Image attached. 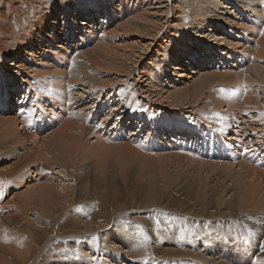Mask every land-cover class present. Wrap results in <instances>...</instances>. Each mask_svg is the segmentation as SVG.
Returning a JSON list of instances; mask_svg holds the SVG:
<instances>
[{"label":"rangeland","instance_id":"rangeland-1","mask_svg":"<svg viewBox=\"0 0 264 264\" xmlns=\"http://www.w3.org/2000/svg\"><path fill=\"white\" fill-rule=\"evenodd\" d=\"M87 3L90 7L96 5L97 9L85 8V12L81 13L79 19L83 23L91 24L87 28L84 27L95 30L94 34L86 35L79 30L74 32L63 30L64 6L73 12L69 14L72 15L75 13L73 10L76 6L80 7ZM105 8L111 11L112 16L109 21L100 23L98 17L100 13L103 14L106 11ZM80 9L83 10V8ZM162 11L163 14H161ZM261 14L264 21V0H2L0 3V68H4L7 61L12 62L14 59L24 61L25 65L23 68L17 67V64L6 66L7 70H4L6 87L11 94L9 95L8 92L9 102L5 107L1 104L3 95L0 96V115L5 117L1 126L9 125L8 120L16 117L14 129L24 135L29 133L31 124L35 125L39 119L48 124L46 129L42 130L44 133L39 136L40 140L56 131L65 132L67 125L63 123V119L67 116H63V113L58 115L59 119L55 122L49 121L52 116L49 110L53 109L51 105H48L49 100L54 93L60 92L57 84L61 82L64 86L62 95L66 104L59 105L55 100L53 101L55 109L57 112L62 110L71 114L74 122L79 119L87 121L89 131L86 130L84 134L83 143L86 144L81 143L75 153H68L67 159L76 155L78 161V168L70 167L69 173L62 171L61 167L52 171L50 165L53 162L55 163L53 167L60 165L55 159L46 161L42 157L33 162L35 166L39 162L46 164L48 162L40 170L49 172L55 189L66 193L67 207L57 214L54 213L58 211V208L50 214L49 208L37 205L41 200L37 194L42 189L37 185L43 182L44 177H41L39 181L38 179L30 181L31 187L27 188L29 184L27 182L13 186L17 182V177L13 178L8 172L4 174L5 176L0 175V245H5L10 252L17 250L16 254L7 255L8 261L5 263L0 261V264H123L122 261L126 264H264V234L262 233L264 223L260 221L264 219V192H257L256 183L259 181L253 183L254 179L251 176L248 177L245 174L244 179L248 183L251 177L250 180L256 188L253 186L251 188L249 184L247 186L246 182L237 177L234 178L235 175H239L235 173H243L238 165L241 161H246L247 164L251 162L264 165V157L262 160L259 157L263 151L256 152L258 145L255 143L257 137L264 148V127L260 126L264 119L258 122L257 119L239 118L242 134L246 133L245 137L241 138L244 147L241 155L238 153L239 149L237 150V159L233 160V168L231 166L229 171L212 166V163L226 164L223 163L224 157L217 158L216 154L213 156L206 147L195 146L199 138L203 140L205 137L209 138L211 133L222 134L228 143L240 140L237 133L232 134L233 128L225 129L226 127L221 123L235 121L237 118L235 117L237 113L230 109L236 102L240 104L236 97L241 90L240 80L242 81L240 84L249 85V90L243 92V94L247 92V100L256 102L260 100L264 108V85L257 80L258 73L262 72L259 69L264 68V56L260 52L264 44V22H258ZM38 17L45 25L38 20ZM48 17L57 20L58 27L55 33L51 29L50 22L46 21ZM73 18L76 19V16ZM36 21L40 26L34 38L26 41L28 37L31 38V26ZM132 24L134 25L131 26ZM17 33L22 34L23 39L19 40ZM45 41L51 48L49 52L36 47L39 42ZM18 42L20 46L17 45ZM29 43H32L31 46ZM21 46V50L17 51ZM25 47L31 48L33 59H28V55H25L23 51ZM222 50L229 52L230 57L226 58L221 54ZM209 51H212L211 59L215 58L214 64L208 61V65L211 64L212 68L206 67L195 76L190 73L191 70L187 71L193 76V78L190 77L191 79L179 77L176 69L168 68L167 63L171 59L176 60L175 64L182 65L179 60L191 59V53L195 57L190 62L196 60L200 67L205 66L203 64L207 63ZM42 53L45 54L42 55ZM93 53L102 54L103 57L99 56L98 61L97 58L94 60ZM181 53H185L184 58L179 59ZM236 54L245 58L239 60L235 58ZM233 63L235 64L230 65ZM121 67L122 70H120ZM168 69L172 72H167ZM194 69L198 70V66ZM160 70L165 75L161 72L156 78ZM230 76L234 78L230 80ZM108 79L109 81L113 79V83L107 82ZM171 83L175 85L169 87ZM191 87L203 93L195 97L192 94L193 91H190L189 99L184 104L179 106L172 104L171 96L176 94L175 91ZM25 89L28 91L27 96ZM35 91L40 97L38 104ZM24 93L23 107L25 109L20 113L16 103L20 95L23 97ZM226 96H229L227 105L222 103V99ZM250 96L255 98L249 99ZM251 110L254 115L255 107ZM44 111H47L48 115L44 114ZM215 112L222 113V117L217 118L218 114ZM29 114H33L32 119L23 122L22 119ZM132 117H137L139 122L133 124ZM142 117H144L143 126L140 122ZM70 118L71 116L68 115V119ZM156 121L160 125L167 123L174 126V123H177L191 127V133H189L190 128L188 133L195 139V143L190 137L181 138L184 141L183 145L190 152L171 150L172 145L154 144L156 138L163 135V131L156 127L160 126L155 123ZM153 125H156L155 128ZM253 127L257 130L255 135L251 131ZM223 129L226 131H222ZM1 133L0 141L4 147L0 148V171H5L11 161L8 162L10 158L3 157L2 153L9 147L10 142L7 144L6 140L11 139L12 135L7 136ZM102 141L109 146L114 145L110 150L111 158L109 159L112 161L108 160L113 163L111 166L107 164L108 162L99 166L98 159L94 156L93 147H101L102 144L99 143ZM60 142L62 143L61 140ZM22 146L17 144V152L23 158L26 148ZM26 146L31 148L30 152H33L37 147L36 141L30 138ZM232 146L236 148L235 145ZM124 151H128L129 154H125ZM155 157L156 160L153 159ZM165 157L172 161L167 172L154 170L155 173H153L135 160L138 158L158 162ZM33 163L28 164L30 169L27 168V172H31ZM206 164L209 165L206 166ZM192 166H195L193 170ZM85 167L88 169V176L82 177ZM227 172L230 174L227 175ZM151 175L156 177L159 189L171 193L173 200L163 199L164 196L160 194L156 200L149 202L151 199L147 192L153 189L150 183L145 193L135 188V185L138 187L139 183H143L140 182L141 179H148L150 182ZM18 176L22 174L19 173ZM233 181L236 183L232 184ZM163 183L169 187H164ZM215 187H218V190ZM23 207L26 210H23ZM76 211L80 213L77 214ZM131 211L132 217L137 218L136 222H131L129 219ZM9 217L12 219L9 220ZM29 219L37 227L33 235L26 229V220ZM74 220H81L82 226H76V222L79 223V221ZM114 221L119 224V229L116 228ZM157 221L160 222L157 223ZM84 222L92 223L94 236L89 230L85 231ZM102 222L106 226H99ZM214 224H217V228ZM214 226L216 229H213ZM41 227H45L47 231L40 229ZM133 228L135 231H130ZM197 229L200 230L197 231ZM121 231L122 233L130 232V235L115 241L112 237L118 236V232ZM108 232L111 235H108ZM148 232H152V235ZM145 234L149 239H145ZM231 238L234 240L233 243ZM162 239L165 241L169 239L168 243ZM112 241L113 243L122 242L119 244V249L111 247ZM100 242L103 244H99ZM90 243H94L95 247L103 245L102 250L108 251L110 255L99 252L101 248L96 247L98 250L90 248ZM22 251L29 253L26 258L20 256ZM116 251L118 252L115 253ZM122 251L126 256H123Z\"/></svg>","mask_w":264,"mask_h":264},{"label":"bare ground","instance_id":"bare-ground-1","mask_svg":"<svg viewBox=\"0 0 264 264\" xmlns=\"http://www.w3.org/2000/svg\"><path fill=\"white\" fill-rule=\"evenodd\" d=\"M78 1V0H77ZM2 2V0H0V3ZM244 2V1H243ZM74 4V3H73ZM75 5V4H74ZM106 7V6H105ZM205 7V6H204ZM246 7V6H245ZM80 8H83V10H81ZM85 8H88V9H91V8H96L97 9V6L96 5H93L92 7H90L89 5H88V3H87V5H81L80 7L79 6H76L75 7V9L73 10V11H75V13L74 14H72V15H69V14H71V10H68L65 6H64V11H63V13H64V15H63V17L65 16V20H64V28H63V30L64 29H66V31H75V30H79V31H82V33H84V34H86V35H88V33H90V34H94V32H95V30H90V29H86L87 28V26H89V25H91V24H88L87 22H84L83 23V21H80V19H79V16H81V13L82 12H85ZM106 9V8H105ZM197 9V8H196ZM200 9V8H199ZM192 10V9H191ZM92 11V10H91ZM147 11V10H146ZM156 11V10H155ZM184 12V11H183ZM73 13V12H72ZM164 12L162 11L161 12V14H163ZM89 14V13H88ZM184 14V13H183ZM73 16H76V19L75 18H73ZM99 16L100 17H98V18H100V23H105L106 21H109L110 20V18H111V16H112V14H111V11L110 10H108V8L106 9V11L102 14V13H100L99 14ZM162 16V15H161ZM181 17V16H180ZM1 18V17H0ZM133 18V17H132ZM192 19H193V17H192ZM5 20V19H4ZM38 20L40 21V22H42V20L40 19V17H38ZM63 20V19H62ZM46 21H48V22H50L49 24H50V26H51V29L53 30V33H55L56 32V30H57V25H56V21L57 20H54V19H52L51 17H48V18H46ZM194 21V20H193ZM258 22H264L263 21V15L261 14V15H259V19H258ZM43 24H44V22H42ZM241 24V23H240ZM45 25V24H44ZM58 25H59V22H58ZM134 24H132L131 26H133ZM40 25H39V23L36 21V23H34L31 27H32V30H31V33H30V35H31V38H29L28 37V39H26V41L27 40H31L32 38H34V36H35V32H36V30H37V28L39 27ZM84 26H86V28L84 27ZM180 26V25H179ZM232 26V25H231ZM238 26V25H237ZM248 27V26H247ZM49 28V27H48ZM20 32V31H19ZM18 32V33H19ZM16 33V32H15ZM17 33V34H18ZM21 33V32H20ZM45 34H47V33H45ZM15 35V34H14ZM19 35V34H18ZM17 35V38L19 39V40H21V39H23V35L21 34V35H19L18 36ZM211 37V36H210ZM259 37V36H258ZM68 38V40H69V37H67ZM264 38V37H263ZM258 39V38H257ZM230 42V41H229ZM30 44V46H31V44L32 43H29ZM263 44V43H262ZM261 44V45H262ZM17 45L18 46H20L21 44L18 42L17 43ZM143 45V44H142ZM12 46V45H11ZM45 46V47H44ZM46 46H48L47 48H46ZM36 47H39V48H42V49H44L46 52H49L50 50H51V48H50V46H49V43L48 42H44V43H42V42H39L38 43V45L36 46ZM105 47H106V45H105ZM111 47H113V46H111ZM115 47V46H114ZM144 47V46H143ZM251 47V46H250ZM16 48H17V46H16ZM21 48H22V46L17 50V51H19V50H21ZM144 49V48H143ZM110 50V49H109ZM114 50V49H113ZM16 51V52H17ZM23 51H25V55H28L27 57H28V59H33V56H31V48L30 47H25V49L23 50ZM108 51V50H107ZM201 51V50H200ZM119 52V51H118ZM221 52V54H223L226 58H228V57H230L229 56V52H225L224 50H222V51H220ZM261 53H262V56H264V44L262 45V47H261V51H260ZM107 53H109V52H107ZM210 53H212V51H209L207 54H209L208 56L210 57ZM245 53H246V51H245ZM247 53H248V51H247ZM45 53H42V55H44ZM185 54V53H184ZM184 54H182L181 53V58H179V59H182V58H184ZM206 54V55H207ZM109 55H111V54H109ZM249 55V54H248ZM93 58L92 59H96L97 58V61L99 60L98 59V57L100 56V57H103V55L102 54H98V53H93ZM107 56V55H106ZM122 56V55H121ZM120 57V56H119ZM195 57V55L194 54H192L191 53V59L190 58H188V59H183V60H179V61H181L182 62V65H179V64H175V59L173 60V59H171V61H168V63H167V65H168V68L169 69H176L177 70V72H178V76L179 77H188V78H190V77H192L193 78V76H191L190 74H188V72L187 71H189V70H191L190 71V73H192V75L194 74V76H195V74L197 75V74H199V73H201L200 71L201 70H205V68L207 67L208 69L209 68H212V65L211 64H209L208 65V61H210L212 64H214L215 63V58L213 59H211V57L209 58H207L208 60H207V63H205V64H203V62H202V64L203 65H205V66H202V67H200L197 63H196V60H193L192 62H190V60H192V58H194ZM207 56H205V58H206ZM107 58H108V56H107ZM123 58V57H122ZM121 58V59H122ZM173 58V57H172ZM235 58H237V59H239V60H242L243 58H245V57H243V56H241L240 54H236L235 55ZM89 59V58H88ZM120 59V58H119ZM133 59V58H132ZM105 60H107L106 58H105ZM126 60V59H125ZM220 60H222V59H220ZM0 61H1V57H0ZM5 61V60H4ZM178 61V62H179ZM96 62V61H95ZM106 62V61H105ZM24 63V64H23ZM118 63V62H117ZM121 63V62H120ZM126 63V62H125ZM172 63H174L173 65H172ZM15 64H17L16 66L17 67H20V68H23L24 67V65H25V62L24 61H21V60H17V59H14V60H12V62H10V61H7L6 62V66H13V65H15ZM108 64V63H107ZM235 63H233V64H230V65H234ZM77 65V64H76ZM117 65V64H116ZM164 65L165 66H167L165 63H164ZM4 67V68H0V96L1 95H3V96H1L2 97V99H3V101H2V105H3V107H5L6 105H7V103L9 102L8 100H7V97H8V92H9V95L11 94V91L10 90H8V88L6 87V84H7V80H6V78H5V73H4V70H7V67ZM78 66V65H77ZM119 66V65H118ZM117 66V67H118ZM123 66V65H122ZM191 66V67H190ZM195 66H198V70H196V69H194V67ZM106 67H107V65H106ZM128 67V66H127ZM77 68V67H76ZM123 69H125L124 68V66H123ZM167 70V72H172V70L170 71V70ZM112 70V69H111ZM117 70V69H116ZM120 70H122V67H121V69ZM262 71L261 73H258V81H260L261 82V84H263L264 85V68H260L259 69V71ZM255 71L256 72H258V69H256L255 68ZM161 72L163 73V71H161L160 70V72L159 73H157V76H156V78H158V74H161ZM126 73H127V71H126ZM128 73H130L129 71H128ZM18 74H19V72H18ZM164 74V73H163ZM92 75V74H91ZM165 75V74H164ZM216 76V75H215ZM155 78V79H156ZM230 78V80H232V78H234L233 76H230L229 77ZM89 79V78H88ZM92 79V78H91ZM117 79H118V77H117ZM191 79V78H190ZM94 81V80H93ZM104 81H105V79H104ZM109 81V79L107 80V82ZM114 81H116V80H114ZM155 81V80H154ZM95 82V81H94ZM110 83L112 82L113 83V79H112V81H109ZM170 82H173V81H170ZM236 83L238 82V81H235ZM247 82V81H246ZM96 83H97V81H96ZM103 83V82H102ZM240 83H242V81L240 80V82H239V85H241V90L239 91L240 92V94H237V98H238V101L240 102V104L238 105V103L236 102L233 106H231V109H230V111L231 110H234L236 113H237V116H235V117H237L236 119H235V121H230V122H221L222 123V125L224 126V127H226L225 129H232L231 131H232V134L234 135V133H237L236 135H238V137H239V141L238 142H232V143H228V141L227 140H225V138H224V136L222 135V134H220V133H217V134H210V136L211 137H209V138H204V140L203 139H201V138H199L198 140H197V142L195 143V139H193L192 137H190V134L189 133H191V127H186L185 125H179V124H177V123H174V126H171V125H167V123L166 124H164V125H160V123L158 122V121H156L155 123H157V124H159L160 126H156V125H153V128H155V126L156 127H159V129H161L162 131H163V135L162 136H159V137H157L156 138V140H155V142H154V144H157V146H161V145H163V144H166V145H172V147H171V150H177V149H179V150H184V151H188L187 150V147H185V145H183V142L184 141H182V139L181 138H185V139H188L189 137L192 139V142H194L195 143V146L196 147H199V146H202V147H206V149H207V151L208 150H210V152L212 153V155L214 156L215 154V156L217 157V158H219L220 156H222V157H224V158H222V159H224V161H223V163H226V164H218V163H212V166H215V167H219L218 169H220V167H222V168H225V169H227V171H229V169H231V166H232V168H233V165H232V163H234V161L233 160H236L237 159V156H236V154H237V150L239 149V154L241 155V151H242V149H243V147H244V144H243V141H242V137H245V135H246V133H243L242 134V129H240L241 127H240V123L241 122H239V118H241L242 120H245V119H249V120H251V119H257V121L259 122L261 119H264V108H263V106H262V104H261V101L260 100H258V102H256V101H249V100H247L248 99V96H247V92H245L244 94H243V92L244 91H248L249 90V85H242V84H240ZM248 83V82H247ZM211 84V83H210ZM249 84V83H248ZM108 85V84H107ZM173 85H175V83H171L170 85H168L169 87H172ZM57 86L59 87V93H54L53 94V97L49 100V104L48 105H51L52 106V108H50V109H52V110H49V112H51V119L49 120L50 121V123H52V122H55L57 119H59L58 118V115L60 114V113H63V116H67V118H64L63 119V123L65 122L66 123V125H67V130L65 131V132H63V131H56L54 134H50V135H48V136H46V138L45 139H43V140H40V138H39V136L42 134V133H44V132H42V130H44V129H46V127L48 126V124H46V123H43L41 120H39L38 119V122L37 123H35V125H33L34 123H32L31 124V128L29 129V133H27V134H22V133H19V132H16L15 131V129H14V125H15V122L17 121V119H16V117H13L11 120H8V122L7 123H10L9 125L8 124H6L5 126H1V124H3L2 123V121L4 120V115H0V129H1V132H3V135H12V138L11 139H7L6 140V143L8 144L9 142H10V144H9V147H7V149L2 153V156L3 157H8V158H10L9 159V161L8 162H10L11 161V163H9V167L7 168V170H5V171H0V175H4L5 173H7L8 172V174L9 175H12V177L13 178H15V177H17V182H15L14 184H13V186L15 185H18L19 183L20 184H25L26 182L27 183H29L30 181H33V180H37V181H39L40 179H41V177L43 178L44 177V179L42 180L43 182L41 183V184H39V185H37V186H40L42 189L40 190V192L37 194V197H41V200H39V202L37 203V205H38V207H47V208H49V210L48 211H50V214H51V212L55 209V208H58V211H56L54 214H57V212H61V211H63L67 206H66V204H67V197H66V193H62L61 192V190L59 191V190H57V189H55V186H54V183H52V181L50 180L51 178H52V176L50 175V173L49 172H43L42 170H40V169H42V168H44L47 164H48V162H47V164L45 163V162H43V163H38L36 166H35V164L33 163V162H35V161H37L39 158H44L46 161L48 160H52V159H55V160H57V161H59V163H60V165H58V167H53L54 165H55V163L53 162V164H49L50 165V168H51V170L53 171V169H55V168H59V167H61L62 168V171H67V173H69V169H70V167H73V166H77V164H78V161H77V156L75 155V156H73V157H70V159H67V157L69 158V156H68V153H75L77 150H78V147H79V145L81 144V143H83V139H84V134H85V132H86V130L87 131H89V129L87 128V121H83L82 119H79L78 121H76V122H74V117L71 115V114H67V112H65V111H63L62 112V110L60 111V112H57V110L55 109V104H53V101H55V100H57V104H59V105H65L66 104V100H65V98H64V96L62 95V89H63V84L61 83V82H58V84H57ZM102 86H103V84H102ZM106 86V85H105ZM242 86H243V88H242ZM108 87V86H107ZM106 88V87H105ZM185 88H188V87H185ZM190 91H193L192 92V94L195 96V97H197V96H199V95H201V93H203L202 91H197V90H195L194 89V87H191V88H189V89H185V90H182L181 89V91H178V92H176L175 91V93L176 94H172L171 92V95H173V96H171L172 97V104H174V105H177V106H179V105H182V104H184L185 103V101L187 100V99H189V93H190ZM25 92H26V96H27V94H28V91H27V89H25ZM35 93V95L37 96V98H36V100H37V104L39 103V99H40V97H39V95H38V92L37 91H35L34 92ZM162 94V93H161ZM244 95V96H243ZM159 96V95H158ZM167 96V95H166ZM239 96V97H238ZM242 96L244 97V98H242ZM94 97V96H93ZM164 97H165V95H164ZM169 97V96H168ZM232 98V97H231ZM236 98V99H237ZM250 98H255V97H253V96H250L249 97V99ZM162 99V98H161ZM170 99V98H169ZM226 99V100H225ZM227 99H229V96H226V98H224V99H222V103H225L226 105L228 104V100ZM162 100H164V99H162ZM230 101V100H229ZM236 101V100H235ZM24 102H25V93H24V95H23V97H22V95H20V97H19V99H18V102L16 103V105L18 106V109H19V112L21 113L24 109H25V107H23V105H24ZM95 102V101H94ZM191 102V101H190ZM171 103V102H170ZM170 106H171V104H169ZM229 105H230V102H229ZM247 107H246V106ZM97 107H98V105H96ZM173 106V105H172ZM230 107V106H229ZM254 107H255V109H256V113L253 115V111L251 110V109H254ZM23 108V109H22ZM218 108V107H217ZM226 110V109H225ZM217 112H218V110H217ZM217 112H215L216 114H218ZM214 113V114H215ZM44 114H46V115H48V112L47 111H44ZM68 115H70L71 116V118L70 119H68ZM8 116V115H7ZM4 117V118H3ZM32 117H33V114H29V115H27V117H24V119H22L23 120V122H24V120H31L32 119ZM220 117H222V113H219L218 114V117L217 118H220ZM216 118V117H215ZM68 119V120H67ZM72 119V120H71ZM132 120H133V124H134V122L135 123H138L139 121H138V118L137 117H132ZM143 120H144V117H142V120L140 121L141 122V126H143ZM205 120V119H204ZM262 121V120H261ZM5 122V121H4ZM106 122V121H105ZM254 122V121H253ZM76 123H77V125H76ZM263 123V124H262ZM19 124V123H18ZM233 124V125H232ZM245 124V123H244ZM262 124V125H261ZM261 124H260V126L261 127H264V120H263V122H261ZM242 126H243V124H241ZM237 127H239V128H237ZM42 128V129H41ZM188 128H190V131H189V133H188ZM222 128V127H221ZM34 130H39V131H34ZM64 130V129H63ZM155 130V129H154ZM264 130V129H263ZM222 131H226V130H222ZM251 131H252V133L255 135L256 133H257V130H256V128H252L251 129ZM0 132V138H1V133ZM28 132V131H27ZM39 132V133H38ZM186 132V133H185ZM16 133V134H15ZM133 134H134V131L132 132ZM231 133V132H230ZM156 135V134H155ZM213 135V136H212ZM154 137V136H153ZM30 138H32L33 139V141H36V145H37V147H35V151H33V152H30L29 150L31 149L30 147L28 148V146H26L27 144H28V142H29V139ZM233 139H235V137H233ZM60 140L62 141V143L60 142ZM77 141H79V142H77ZM257 141V142H256ZM256 141H255V143L258 145L257 147H256V149H257V151L256 152H261V151H263V153H262V155H260L259 157H260V160H262L263 159V157H264V148L262 147L263 145H261L260 143H259V138H257L256 137ZM229 142H230V140H229ZM96 143V142H95ZM98 143V142H97ZM198 143V145H196ZM2 143H1V141H0V148H3L4 147V145L2 146L1 145ZM17 144H21V145H23L22 147L23 148H26V151H25V155L23 156V158L21 157V156H19L18 154H19V152H17ZM86 143H83V145H85ZM90 144H92V143H90ZM99 144H102L101 145V147H99V146H94L93 147V152H94V156H96L97 157V159H98V164H99V166L101 165H103V163H106V162H108V160H111V159H109V158H111L110 156H111V153H110V150H111V147L112 146H114V145H112V146H109L107 143H103V141L101 142V143H99ZM111 144V143H110ZM178 144V145H177ZM264 144V143H263ZM82 145V146H83ZM232 145H235L236 146V148H234ZM19 146V145H18ZM119 146V145H118ZM130 146V145H129ZM224 146V148H222ZM88 148V147H87ZM210 148V149H209ZM119 149V148H118ZM32 150H33V148H32ZM92 150V149H91ZM115 150L117 151V149L115 148ZM123 150H126V149H123ZM128 150H129V148H128ZM88 151V150H87ZM113 151V150H112ZM119 151V150H118ZM219 151V152H218ZM89 152V151H88ZM115 152V151H114ZM125 152V154H129V153H127L128 151H124ZM188 152H190V150L188 151ZM47 153V154H46ZM116 153V152H115ZM118 153V152H117ZM21 154V153H20ZM23 154V153H22ZM122 154V153H121ZM120 154V155H121ZM144 154V153H143ZM88 155H90V153L88 154ZM87 155V156H88ZM131 155V154H130ZM129 155V156H130ZM133 155V154H132ZM1 156V157H2ZM149 156V155H148ZM157 156V155H156ZM166 156V155H165ZM243 156V155H242ZM91 157H93L92 155H91ZM125 157V156H124ZM135 157V156H134ZM146 157V156H145ZM152 157V156H151ZM89 158V157H88ZM131 158V157H130ZM146 158H148V157H146ZM159 158V157H158ZM180 158H183V157H180ZM230 158H232V159H230ZM5 159V158H4ZM66 159V160H65ZM133 159V158H132ZM148 159H150V158H148ZM154 160H156V157L155 158H153ZM187 159V158H186ZM185 159V160H186ZM196 159V158H195ZM241 159H242V157H241ZM40 160V159H39ZM138 163H140L141 164V166L143 167V168H148V169H150V171H152L153 173H155L154 172V170L156 171V170H162V171H169V167H171V165H172V161H169V159L167 158V157H165V158H162V159H160V161H158V162H154L153 160L151 161V160H140V159H138V158H136L135 159ZM200 160V159H199ZM229 160H230V162H229ZM13 161V162H12ZM44 161V160H43ZM112 161V160H111ZM111 161H109L107 164L109 165V166H111V164H113V163H111ZM202 162V161H201ZM204 162V161H203ZM202 162V163H203ZM245 162V163H244ZM29 163H33V164H31V172H27V168L28 167H30L28 164ZM179 163V162H178ZM220 163V162H219ZM87 164V163H86ZM183 164H184V161H183ZM195 164V163H194ZM193 164V165H194ZM45 165V166H44ZM196 165V164H195ZM201 165V164H200ZM207 165H209V164H206V166ZM211 165V164H210ZM240 167V169H241V171H243V173L241 174V173H235V174H239L238 176H234V178H238V179H241V180H243L244 181V183L246 182V179H244L245 177V174H246V176H251V177H253V179H254V182L253 183H256L257 181H259L258 183H256V186L258 187L257 189V192L258 191H263L264 192V167H261V166H264V165H261V164H257V163H249V164H247L246 163V161H241L239 164H238ZM95 166V165H94ZM4 167V166H3ZM87 167V166H86ZM85 167V168H86ZM175 167V166H174ZM200 167V166H199ZM198 167V168H199ZM215 167H214V169H215ZM6 168V167H5ZM77 168H78V166H77ZM184 168V167H183ZM191 168V167H190ZM193 168H195V166L193 167L192 166V170H193ZM203 168V167H202ZM213 168V167H212ZM236 168V166L234 167V169ZM238 168V167H237ZM4 169V168H3ZM28 169H30V168H28ZM72 169V168H71ZM83 169V168H82ZM217 169V170H218ZM222 170V169H221ZM83 171V170H82ZM87 171H88V169L86 168L85 169V171H84V173H83V175H82V177H87L88 176V173H87ZM202 171V170H201ZM205 171H208V170H205ZM220 171V170H219ZM232 171V170H231ZM230 171V172H231ZM234 171V170H233ZM238 171H240V170H238ZM74 172H76V171H74ZM180 172V171H179ZM193 172V171H192ZM195 172V171H194ZM235 172H236V170H235ZM19 173H21L22 174V176H18L19 175ZM228 173V172H227ZM195 174V173H194ZM230 173H228L227 175H229ZM50 175V176H49ZM81 175V174H80ZM154 175V174H153ZM153 175H151L150 176V178H151V181L149 182L148 181V179L147 180H140V182H143V183H139L138 184V187H136V185L135 184H133V185H135V188H137V189H140L143 193H145V190L147 189V187H148V183H150L152 186H153V189H149L148 190V192H147V195L149 196V199H151L149 202H152V200H156L158 197H159V195L160 194H162L163 196H164V198L163 199H170V201L171 200H173V198L171 197L172 195H171V193H168V192H165L164 190H161V189H159V186H158V181H157V179H156V177L155 176H153ZM197 175V174H196ZM213 175V174H212ZM220 175V174H219ZM5 176V175H4ZM202 176V175H201ZM218 176V175H217ZM223 176V175H222ZM231 176V175H230ZM56 177V176H55ZM82 177H81V179H82ZM184 177V176H183ZM216 177V176H215ZM250 177V179H252ZM144 178V177H143ZM209 178V177H208ZM229 178V177H228ZM227 178V179H228ZM231 178H233V177H231ZM80 179V180H81ZM249 179V181L251 182V180ZM15 180V179H14ZM23 180H25V181H23ZM185 180V179H184ZM197 180V179H196ZM217 180V179H216ZM231 180V179H230ZM201 181V180H200ZM232 181V180H231ZM248 181V183L246 184L247 186H249V185H251V188H252V186H253V183L251 182H249ZM253 181V180H252ZM133 182V181H132ZM203 182V181H202ZM217 182V181H216ZM222 182H224V181H222ZM227 182V181H226ZM225 182V183H226ZM6 183V182H5ZM119 183V182H118ZM122 183V182H121ZM127 183V182H126ZM134 183H136V182H134ZM205 181H204V185H205ZM209 183H210V181H209ZM214 183V182H213ZM236 183V181L234 182L233 181V183L232 184H235ZM242 183V182H241ZM115 184V183H114ZM132 184V183H131ZM243 184V183H242ZM249 184V185H248ZM6 185V184H5ZM120 185V184H119ZM118 185V186H119ZM121 185H123V184H121ZM201 185H203V183L201 184ZM212 185V184H211ZM224 185V184H223ZM226 185V184H225ZM228 185H230V184H228ZM241 185V184H240ZM245 185V184H244ZM9 186H11V185H9ZM124 186V185H123ZM128 186V185H127ZM143 187V189H142V187ZM163 186L164 187H169V186H167V185H164V183H163ZM181 186V185H180ZM190 186V185H189ZM200 186V185H199ZM218 186V185H217ZM28 187H31L30 186V183L29 184H27V188ZM65 187V186H64ZM208 187V186H207ZM213 187V186H212ZM226 187V186H225ZM233 187V186H232ZM242 187V186H241ZM240 187V188H241ZM253 187H255V186H253ZM83 188V187H82ZM118 188V187H117ZM132 188H134V187H132ZM171 188H172V186H171ZM176 188V187H175ZM179 188V187H178ZM178 188H176V189H178ZM194 188V187H193ZM204 188V187H203ZM216 188V187H215ZM218 188V187H217ZM216 188V189H217ZM256 188V187H255ZM32 189V188H31ZM78 189V188H77ZM163 189V188H162ZM175 189V190H176ZM208 189V188H207ZM226 189V188H225ZM245 189V188H244ZM247 189H249V188H247ZM246 189V190H247ZM8 190H10V189H8ZM25 190H26V188H25ZM174 190V189H173ZM218 190V189H217ZM239 190V189H238ZM245 190V191H246ZM249 190H251V189H249ZM248 190V191H249ZM219 191H220V189H219ZM218 191V192H219ZM244 191V190H243ZM253 191H255V190H253ZM212 192H213V189H212ZM229 192V191H228ZM241 192V191H240ZM257 192H256V194H257ZM136 193V192H135ZM202 193V192H201ZM200 193V194H201ZM246 193V192H245ZM17 194V192L15 193V195ZM19 194V193H18ZM69 194V193H68ZM206 194V193H205ZM214 194V193H213ZM247 194V193H246ZM248 194H250V192L248 193ZM35 195V194H34ZM251 195H252V192H251ZM110 196V195H109ZM134 196H135V194H134ZM133 196V197H134ZM137 196H139V195H137ZM216 196H218L217 195V193H216ZM222 196V195H221ZM245 196V195H244ZM23 197V196H22ZM136 197V196H135ZM174 197V196H173ZM196 197H198V196H196ZM210 197V196H209ZM219 197H220V195H219ZM252 197H254V195L252 196ZM112 198V197H111ZM138 198V197H137ZM136 198V199H137ZM140 198H141V194H140ZM145 198V197H144ZM223 198V197H222ZM222 198H220V200L222 199ZM62 199V200H61ZM131 199V198H130ZM133 199V198H132ZM135 199V200H136ZM139 199V198H138ZM137 199V200H138ZM162 199V200H163ZM199 199V198H198ZM176 200H178V199H176ZM132 201V200H131ZM130 201V202H131ZM162 202H164V201H162ZM167 202H168V200H167ZM193 202V201H192ZM220 202V201H219ZM231 202V201H230ZM246 202V201H245ZM257 202V201H256ZM134 203V202H133ZM132 203V204H133ZM177 203H178V201H177ZM235 203H237V202H235ZM131 204V203H130ZM163 204V203H162ZM190 204H193V203H191L190 202ZM190 204H189V206H190ZM134 205V204H133ZM147 205V204H146ZM194 205H195V203H194ZM193 205V206H194ZM149 206V205H148ZM150 206H152V205H150ZM162 206V205H161ZM163 206H164V204H163ZM174 206V205H173ZM199 206V205H198ZM254 206V205H253ZM44 208V209H45ZM123 208H124V206H123ZM122 208V209H123ZM135 208V207H134ZM238 208H240V207H238ZM252 208V207H251ZM120 209V208H119ZM131 209V208H130ZM129 209V210H130ZM156 209H157V207H156ZM171 209V208H170ZM184 209V208H183ZM183 209H181V210H183ZM186 209V208H185ZM192 209V208H191ZM241 209V208H240ZM1 210V209H0ZM23 210H26V208L25 207H23ZM47 210V209H46ZM121 210V209H120ZM189 210V209H188ZM196 210V209H195ZM199 210H201V209H199ZM155 211V210H154ZM171 211V210H170ZM173 211V210H172ZM193 211V210H192ZM166 212H168V211H166ZM176 212V211H175ZM178 212V211H177ZM180 212V211H179ZM183 212V211H182ZM190 212H191V210H190ZM240 212V211H239ZM242 212V211H241ZM76 213L77 214H79L80 212H78V211H76ZM128 213V212H127ZM134 213V212H133ZM160 213V212H159ZM163 213V212H162ZM181 213V212H180ZM179 213V214H180ZM185 213V212H184ZM194 213H195V211H194ZM193 213V214H194ZM123 214V213H122ZM150 214V213H149ZM171 214H172V212H171ZM186 214V213H185ZM190 214V213H189ZM198 214H200L199 212H198ZM204 214V213H203ZM220 214H222V213H220ZM29 215V214H28ZM161 215V214H160ZM164 215V214H163ZM162 215V216H163ZM175 215V214H174ZM191 215V214H190ZM196 215V217L195 218H197V214H195ZM194 215V216H195ZM205 215V214H204ZM213 215V214H212ZM254 215V214H253ZM261 215V214H260ZM16 216V215H15ZM167 216V215H166ZM129 219L131 220V222H136V220L135 219H137V218H135V217H132V211L129 213ZM168 217V216H167ZM177 217H179V216H177ZM177 217H175L176 219H177ZM202 217H204V216H202ZM28 218V217H27ZM152 218V217H151ZM163 218V217H162ZM169 218V217H168ZM171 218V217H170ZM172 218H173V216H172ZM180 218H181V216H180ZM190 218H191V216H190ZM205 218V217H204ZM208 218V217H207ZM206 218V219H207ZM9 220L10 219H12L11 217H9L8 218ZM182 219V218H181ZM210 219V218H209ZM140 220V219H139ZM157 220V219H156ZM167 220H169V219H167ZM178 221H179V219H177ZM192 220V219H191ZM200 220V219H199ZM19 221V220H18ZM24 221V220H23ZM74 221H79V223L78 222H76V226H78V227H80V226H82V221L81 220H74ZM141 221V220H140ZM153 221V220H152ZM155 221V220H154ZM163 221H166V220H163ZM162 221V222H163ZM174 221V220H173ZM177 221V222H178ZM226 221V220H225ZM231 221V220H230ZM234 221V220H233ZM261 222H263L264 223V219H261L260 220ZM142 222V221H141ZM144 222V221H143ZM146 222V221H145ZM160 222V221H159ZM176 222V221H175ZM184 222V221H183ZM204 222V221H203ZM165 223V222H164ZM168 223V222H167ZM202 223V222H201ZM211 223V222H210ZM230 223V222H229ZM228 223V224H229ZM114 224H116V228L117 229H119V224L117 223V221H114ZM133 224V223H132ZM169 224H171L170 222H169ZM164 225H166V224H164ZM214 225H216V228H217V224H214ZM84 226H85V231H90V233H91V235H93L94 236V228H92V223L91 222H84ZM99 226H106V224L105 223H100V225ZM114 226V225H113ZM124 226V225H123ZM213 226V225H212ZM238 226V225H237ZM131 227V226H130ZM144 227H145V225H144ZM211 228V227H210ZM215 228V226L213 227V229ZM215 228V229H216ZM228 228H230V227H228ZM248 228V227H247ZM26 229L27 230H29L30 232H31V234L33 235V234H35V230L37 229V227L35 226V225H33V223L30 221V219L29 220H26ZM40 229H44V230H46L45 229V227H41ZM103 229V228H102ZM160 229V228H159ZM200 229H202V228H200ZM200 229H197V231H199ZM222 229V228H221ZM227 229V228H226ZM148 230V229H147ZM208 230H210L209 228H208ZM47 231V230H46ZM76 231H78V230H76ZM111 231H112V229H111ZM110 231V232H111ZM130 231H135V229L133 228V229H130ZM150 231V230H149ZM152 231V230H151ZM207 231V230H206ZM110 232H108V235H111L110 234ZM201 232V231H200ZM209 232V231H208ZM219 232H221V231H219ZM218 232V233H219ZM119 233V235L118 236H115V237H112V238H114V240L115 241H120V240H122L123 238H125V237H127V236H129L130 235V232H125V233H122V231L121 232H118ZM150 235H152V232L150 233V232H148ZM263 234H264V232H262ZM16 235V234H15ZM220 235V234H219ZM18 236V235H17ZM36 236V235H35ZM91 237V236H90ZM106 238L107 239H109V240H111V238H108L107 236H106ZM16 239V238H15ZM38 239V238H37ZM162 240H164L165 241V239H162ZM168 240L169 239H167L165 242L166 243H168ZM184 240H186V238L184 239ZM231 240H232V243H233V239L231 238ZM260 240V239H259ZM18 241V240H17ZM106 241V240H105ZM114 241H112V246H111V244H110V246L111 247H116V248H118L119 249V244H121L122 242H119V243H113ZM106 243H107V241H106ZM99 244H103V242L101 243H99ZM90 245V248H95V249H97L96 247H98V249L99 248H101L100 250H99V252H104V253H107L106 255H110V254H108L109 252L108 251H103L102 249H103V245H97L96 247H95V245H94V243H90L89 244ZM236 245H238V244H236ZM109 246V247H110ZM239 246V245H238ZM260 246V245H259ZM108 247V246H107ZM123 247V246H122ZM163 247V246H162ZM97 249V250H98ZM179 249V248H178ZM245 249V248H244ZM242 250V249H241ZM240 250V251H241ZM16 251L17 250H12V252H10V250H7V248L5 247V245H0V261L1 262H4L5 263V261H8V258H7V255H9V254H16ZM126 251V250H125ZM89 252V251H88ZM118 251H116L115 253H117ZM209 252H211V251H209ZM220 252V249L218 250V253ZM122 253H123V256H126L125 254H124V251H122ZM236 253H238V252H236ZM18 254V253H17ZM27 254H29L27 251H22V253H21V255L20 254H18V255H20L21 257H24V258H26V256H27ZM179 254H181V252L179 253ZM188 254V253H187ZM175 255V254H174ZM182 255H184V254H182ZM169 256V255H168ZM10 257V256H9ZM24 260V259H23ZM27 259H25L24 261H26ZM116 260H117V258H116ZM32 263V262H31ZM122 263L123 264H126V262L125 261H122ZM59 264V263H58ZM74 264H78V263H74Z\"/></svg>","mask_w":264,"mask_h":264},{"label":"snow or ice","instance_id":"snow-or-ice-1","mask_svg":"<svg viewBox=\"0 0 264 264\" xmlns=\"http://www.w3.org/2000/svg\"><path fill=\"white\" fill-rule=\"evenodd\" d=\"M157 223H159V221H157ZM141 231L143 232V229H141ZM145 239L146 240L149 239L146 234H145Z\"/></svg>","mask_w":264,"mask_h":264}]
</instances>
